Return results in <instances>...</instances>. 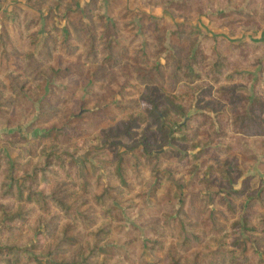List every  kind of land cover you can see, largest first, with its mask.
Returning <instances> with one entry per match:
<instances>
[{"label":"rangeland","instance_id":"1","mask_svg":"<svg viewBox=\"0 0 264 264\" xmlns=\"http://www.w3.org/2000/svg\"><path fill=\"white\" fill-rule=\"evenodd\" d=\"M262 38L264 0H0V264H264Z\"/></svg>","mask_w":264,"mask_h":264},{"label":"trees","instance_id":"2","mask_svg":"<svg viewBox=\"0 0 264 264\" xmlns=\"http://www.w3.org/2000/svg\"><path fill=\"white\" fill-rule=\"evenodd\" d=\"M88 31L90 32V29H88ZM104 34L105 35H109V33L107 31H105ZM106 37H104V39ZM88 39H89L90 47L92 48L93 45H94V40L95 39L93 38V35H92L91 32L88 34ZM103 45H104V47L106 48L107 51H110V49L112 48V46H111V44L109 42H105V44L103 43ZM194 60L195 59H192V61H190L191 65L189 67V70L192 69L191 66L194 64ZM214 66H215V64H213V63L210 65L211 68H213ZM178 71H181L180 67H178ZM218 73H220V72H218ZM194 74H195V76H193V80H196L198 78V74L197 73H194ZM150 78H152L153 80H156L157 79V73L153 77H151L149 75V72H144L143 74H139V79L144 81V82L148 81ZM216 81H218V80H216ZM254 105H256V104H254ZM257 106H259V104L254 106V107H253V105H251L250 108L246 109L247 110V115L244 113V118L242 120L243 123H245L244 125H243V123H241L242 121L239 122L240 124H237V125L234 124V129H235V131L237 133H244L250 128L249 125H252L251 124V120H252L251 110H252V108H255L256 110L257 109L259 110V107H257ZM244 134H247V133H244ZM121 160L122 159H120V161L118 162V165L116 166V171H117V174H118L119 179L121 180L122 184H124L127 187H129L128 184L126 182H124V180L122 178V163H121ZM102 197L103 196L95 197L94 199H95L96 203L103 204V202H102L103 198ZM50 199L52 200V202L54 203V205L57 208L66 211L64 203H61L59 200L55 199L54 196H50ZM20 217L21 216H17L16 215V216L11 217V220L20 219ZM260 222L264 224V215L261 216ZM106 227H108V226H103L101 229H99L94 234V237H95L94 247L90 249L89 258L90 257L100 256V254H102L101 250H98V248H97L98 242L101 240L100 238H98V235L99 234L107 235L109 233V229L106 228ZM11 249H13V247L8 248L7 250H11ZM16 256H19V257L26 256L27 257V252L25 250H19L18 249V251L16 253ZM27 261H28V263L42 264V263L38 262V260H35V259H32V258H28V257H27ZM48 264H94V263H88L87 262V258H86L85 260H83V262H75L74 261V262H71V263H67V262H63L62 261L60 263H57L55 261H50V262H48ZM172 264H178V263L177 262H173Z\"/></svg>","mask_w":264,"mask_h":264},{"label":"crops","instance_id":"3","mask_svg":"<svg viewBox=\"0 0 264 264\" xmlns=\"http://www.w3.org/2000/svg\"><path fill=\"white\" fill-rule=\"evenodd\" d=\"M250 35H251V36H249V37H252V34H250ZM253 36H254V35H253ZM257 36H258V35H257ZM262 40H264V39L262 38ZM262 40H261V41H262ZM263 150H264V149H263ZM263 156H264V155H263Z\"/></svg>","mask_w":264,"mask_h":264}]
</instances>
